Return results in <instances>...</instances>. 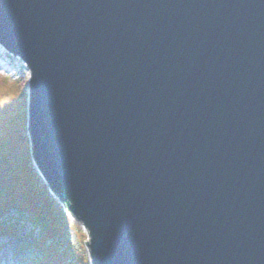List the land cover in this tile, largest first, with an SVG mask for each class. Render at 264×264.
Here are the masks:
<instances>
[{
  "label": "water",
  "instance_id": "water-1",
  "mask_svg": "<svg viewBox=\"0 0 264 264\" xmlns=\"http://www.w3.org/2000/svg\"><path fill=\"white\" fill-rule=\"evenodd\" d=\"M0 45L90 264H264V0H0Z\"/></svg>",
  "mask_w": 264,
  "mask_h": 264
},
{
  "label": "trees",
  "instance_id": "trees-1",
  "mask_svg": "<svg viewBox=\"0 0 264 264\" xmlns=\"http://www.w3.org/2000/svg\"><path fill=\"white\" fill-rule=\"evenodd\" d=\"M1 97L3 94L0 100ZM18 102L14 98L10 106L0 112V161H4L0 162V216L13 208L22 217L26 214L39 228V240L30 248V254L34 255L28 256L33 264H89L87 257L65 237L61 212L54 205L48 188L37 186L32 161L21 151L20 141L29 140V136L26 138L22 131L28 120L19 110ZM8 154L13 161L5 156ZM4 156L6 159L2 158ZM9 227L14 229L12 226L7 229Z\"/></svg>",
  "mask_w": 264,
  "mask_h": 264
},
{
  "label": "rangeland",
  "instance_id": "rangeland-1",
  "mask_svg": "<svg viewBox=\"0 0 264 264\" xmlns=\"http://www.w3.org/2000/svg\"><path fill=\"white\" fill-rule=\"evenodd\" d=\"M6 65L5 67L3 65ZM31 78V73L29 68L27 67L26 63L16 56L15 54L9 52L5 47L0 45V94H3L0 100V112L5 108L10 106L13 99H16L18 102V108L21 113H25L26 120H28V100H29V81ZM22 85V86H21ZM19 86V88H18ZM21 87V88H20ZM28 122L25 127H23L22 131L25 133L27 138L28 135ZM21 151H23L27 157L30 158L31 165L35 169L37 179V186L47 187L50 195L52 196V201L55 203L57 209L61 212V221L64 224V235L68 238L71 246L77 248L80 252H82L88 260L90 264L89 258V248L85 242L88 241V231L85 226L76 220L69 211L64 207V204L60 202L61 200L59 197L49 189L48 183L44 179V177L39 172L38 167L34 163L32 156H31V146L30 140H25V142L20 141ZM9 157L10 155H5ZM2 157L6 159V157ZM12 158V159H11ZM11 161H13V157H9ZM1 163L4 161L1 160ZM0 163V164H1ZM14 177H12L13 179ZM51 190V191H50ZM63 213V214H62ZM15 209L9 208L6 214L0 217V229L5 228V226H12L14 228L12 231L13 236H10L7 232L0 233V240L5 239V237H11L12 241L15 242H25V241H32V240H39V228H37L27 217L26 214L21 216ZM2 238V239H1ZM47 244V243H46ZM16 251V250H15ZM29 253V252H28ZM33 256L34 253L31 252ZM30 253L28 256H31ZM9 257H5L2 261H7ZM24 264H32L29 259L23 257L22 258Z\"/></svg>",
  "mask_w": 264,
  "mask_h": 264
},
{
  "label": "bare ground",
  "instance_id": "bare-ground-1",
  "mask_svg": "<svg viewBox=\"0 0 264 264\" xmlns=\"http://www.w3.org/2000/svg\"><path fill=\"white\" fill-rule=\"evenodd\" d=\"M3 66L5 67L6 65L4 64ZM18 244H15V241H11L9 239L0 240V259L9 257L6 262L0 261V264H22L23 263L22 261L18 259L20 258V256L15 257L16 256L15 249ZM10 257H12V259H10Z\"/></svg>",
  "mask_w": 264,
  "mask_h": 264
}]
</instances>
